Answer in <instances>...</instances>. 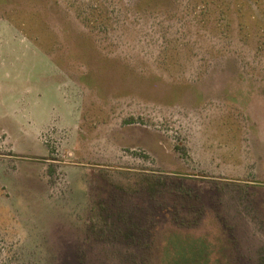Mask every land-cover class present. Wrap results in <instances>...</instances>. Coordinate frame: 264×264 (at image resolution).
<instances>
[{
    "label": "rangeland",
    "instance_id": "1",
    "mask_svg": "<svg viewBox=\"0 0 264 264\" xmlns=\"http://www.w3.org/2000/svg\"><path fill=\"white\" fill-rule=\"evenodd\" d=\"M0 264H264V0H0Z\"/></svg>",
    "mask_w": 264,
    "mask_h": 264
}]
</instances>
